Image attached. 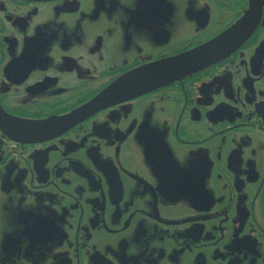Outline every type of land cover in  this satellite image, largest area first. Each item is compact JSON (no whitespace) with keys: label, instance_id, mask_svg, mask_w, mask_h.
Segmentation results:
<instances>
[{"label":"flooded vegetation","instance_id":"flooded-vegetation-1","mask_svg":"<svg viewBox=\"0 0 264 264\" xmlns=\"http://www.w3.org/2000/svg\"><path fill=\"white\" fill-rule=\"evenodd\" d=\"M0 107V264H264V0H0Z\"/></svg>","mask_w":264,"mask_h":264},{"label":"water","instance_id":"water-1","mask_svg":"<svg viewBox=\"0 0 264 264\" xmlns=\"http://www.w3.org/2000/svg\"><path fill=\"white\" fill-rule=\"evenodd\" d=\"M230 39L231 36L226 34L225 36L221 37L218 41L214 42V44H211L205 48H202L201 50H198V52L194 54V56L196 57L194 60L183 63H180L182 60L166 61L162 64L161 68L155 67L157 68V70H154V72L156 73L154 75V72L151 74L149 70L147 72L139 70L140 73H138V76H134V80H129L128 85L126 79L122 80L121 82L127 86V89H129L130 91H134L135 93H141L146 89H151L154 87L156 88L165 83H169L177 77L182 76L186 72L191 73L199 69L200 67L210 64L219 59L220 56L225 53L224 49L226 48L225 45H222V43L229 41ZM104 101L105 99L98 98L90 104V107L98 106ZM90 109L91 108H88L87 106L83 107L76 113V115L80 116V114H85L87 110ZM0 121L4 125V127L9 129L13 128L11 125H9L13 123V120L1 117ZM57 123V121L56 123L49 122L43 124L29 123L31 125H25L22 128L27 134L38 135L39 138H43L42 136L56 128V126L58 125Z\"/></svg>","mask_w":264,"mask_h":264}]
</instances>
